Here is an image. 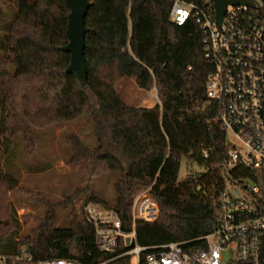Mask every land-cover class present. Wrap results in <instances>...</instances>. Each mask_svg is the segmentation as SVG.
Returning <instances> with one entry per match:
<instances>
[{"label": "trees", "instance_id": "1", "mask_svg": "<svg viewBox=\"0 0 264 264\" xmlns=\"http://www.w3.org/2000/svg\"><path fill=\"white\" fill-rule=\"evenodd\" d=\"M6 1L14 7L9 15L0 7V256L25 251L34 261L106 262L113 255L98 250L84 208L114 212L128 233L132 203L147 188L158 217L153 223L135 222L137 244L202 249L203 237L218 224L226 178L239 185L259 172L230 157L220 127L223 109L206 96L209 67L199 28L170 20L174 0H87V86L79 88L65 72L70 56L61 51L68 43L65 1ZM178 1L200 6L202 0ZM124 78L141 91L153 88L158 104L125 103L116 90ZM85 109L105 127L98 140L109 143L110 151L102 144L90 150L69 136L67 163L81 170L80 185L57 202L38 191L33 199L39 212L24 217L34 224L21 234L22 223L8 201L20 180L2 168L14 140L21 136L26 154H32L35 130L75 121ZM105 172L121 173L110 200L91 185ZM107 264H129V259Z\"/></svg>", "mask_w": 264, "mask_h": 264}, {"label": "built area", "instance_id": "2", "mask_svg": "<svg viewBox=\"0 0 264 264\" xmlns=\"http://www.w3.org/2000/svg\"><path fill=\"white\" fill-rule=\"evenodd\" d=\"M228 5L218 27L211 0L201 5L174 0L170 20L177 26L193 22L200 31L202 53L209 73L206 96L220 104V127L226 133L233 162L258 170L254 180L226 187L220 195L219 221L203 237L202 249L180 243L140 247L135 222L153 223L158 206L150 188L138 194L131 207L132 228L125 233L118 216L98 206L84 208L100 252L113 255L107 264L129 259V264H264V0ZM204 156H206L204 154ZM0 264H81L75 259L34 261L25 251L0 256Z\"/></svg>", "mask_w": 264, "mask_h": 264}, {"label": "rangeland", "instance_id": "3", "mask_svg": "<svg viewBox=\"0 0 264 264\" xmlns=\"http://www.w3.org/2000/svg\"><path fill=\"white\" fill-rule=\"evenodd\" d=\"M0 7L5 15H9L14 5L13 2L0 0ZM116 90L128 105L152 108L158 104L157 94L153 88L147 92L141 91L130 79L120 80ZM102 128L105 127L96 125L91 113L85 109L75 121L35 130L36 149L32 154H26L21 136L14 140L12 150L4 160L2 168L9 175L20 180V185L8 193V201L13 205L16 217L22 223L21 234L34 224L33 219L25 220L24 217L34 216L39 212V206L33 199L38 191L51 201L57 202L71 195L80 185L81 170L72 168L67 163L71 156L68 137L77 136L90 150L97 149L102 144L106 151H110L109 143L98 140L97 134L102 132ZM234 165L235 163H232L229 170ZM120 175V172L101 173L92 180V189L100 197L110 200L114 197L113 183L120 178ZM226 187L231 194L245 196L244 193L236 190L227 178ZM68 212L69 210L60 216L59 222L65 219V214ZM64 226H67V222Z\"/></svg>", "mask_w": 264, "mask_h": 264}, {"label": "water", "instance_id": "4", "mask_svg": "<svg viewBox=\"0 0 264 264\" xmlns=\"http://www.w3.org/2000/svg\"><path fill=\"white\" fill-rule=\"evenodd\" d=\"M69 10L67 16L66 38L67 45L61 48L63 53L69 54V65L65 72L74 77L79 88L87 86V67L84 57L86 46L85 19L90 8L87 0H64ZM215 11V19L219 27L228 5H247L244 0H211Z\"/></svg>", "mask_w": 264, "mask_h": 264}]
</instances>
